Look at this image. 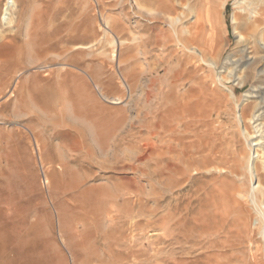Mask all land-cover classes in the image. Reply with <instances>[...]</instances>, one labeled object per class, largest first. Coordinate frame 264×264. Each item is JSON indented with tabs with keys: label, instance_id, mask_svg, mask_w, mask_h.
Segmentation results:
<instances>
[{
	"label": "rangeland",
	"instance_id": "1",
	"mask_svg": "<svg viewBox=\"0 0 264 264\" xmlns=\"http://www.w3.org/2000/svg\"><path fill=\"white\" fill-rule=\"evenodd\" d=\"M7 1L0 264H264L248 170H212L246 168L261 138L252 153L264 162V49L232 25L240 6L247 33L264 0H225L216 68L165 39L150 0H15L6 24ZM132 33L146 55L111 45Z\"/></svg>",
	"mask_w": 264,
	"mask_h": 264
},
{
	"label": "bare ground",
	"instance_id": "2",
	"mask_svg": "<svg viewBox=\"0 0 264 264\" xmlns=\"http://www.w3.org/2000/svg\"><path fill=\"white\" fill-rule=\"evenodd\" d=\"M134 1L138 9L142 10V8H144L141 3L142 0H134ZM150 1H152L153 4L157 5V9L146 10L145 12L147 15H149L150 22L155 21L157 23L161 21L168 24V30H166L165 33L163 34L165 39H167L171 43H176L177 45L181 46L182 50L188 53L186 54V56L189 58V60L190 59L197 60L201 63L203 62L204 64L209 65L212 68H216L217 58H215L213 54L215 53L217 47L219 46L220 32L219 33L217 32V28L215 27V25H216V21L220 19L221 16L222 11L220 12V9L224 8L226 1L225 0H221V1L150 0ZM5 6H6L5 17H7L5 18L7 22L6 24H10L12 21V19L10 18L12 16L11 11L15 6V0H8ZM244 12H246V10L238 6L237 10L234 12L232 17L233 30L238 38V42L240 44L247 45L251 43V39H253V37L257 36L258 37L257 41H259L260 44L259 48L264 49V18H263L264 11L263 13L258 12L257 14L260 15L261 18H257L259 17L257 16L254 22L251 23L249 22V24H245L243 26L246 29L247 33L241 30L242 26L240 25V19L242 16L241 14H243ZM105 22L107 28L104 31V34L106 35V39H107L108 36L111 35L110 33L114 32V29H112L113 25L111 27L112 22L110 23L109 18H106ZM153 26L155 25L154 24L146 25V27L148 28H152ZM130 42L133 43L134 46L138 47L142 52V54L144 55L147 54V51L144 47V39L140 33H132V39L130 40L121 39L120 43L116 41L114 38L110 41L111 45H113L114 47L119 45L124 47ZM100 43H102V41H100ZM217 76H218L217 82L223 85L224 87H226V84H224L225 78L220 74H217ZM234 96H235L234 93L231 92L230 98H234ZM241 111L242 110L239 111V121L242 125V129H241V131L243 132L242 135L249 142V138H252V134L249 132L248 128L245 125L244 117ZM261 139L259 141L256 140L255 142L253 140L251 141L252 143L250 144V156L248 158V161L246 162L247 163L246 168L240 167L239 165L238 166L234 165V167L230 168L229 170H225L224 168L221 169V167H214L212 169L215 171H219L218 173H225V174L229 171L230 174L236 175L237 177H240L242 175L240 170H242L243 168L247 169L250 174V179H249L250 183L253 185L251 189L252 193L250 197L253 206L257 210H259L258 212L260 213V215L263 214L262 206L264 207V175L261 174V172L264 171V162H262V165H260L261 167L259 166L260 168H258V166L256 165L257 162L256 159L260 157L259 150H255L254 153H252V151L254 147L261 145L260 143ZM208 171L210 170L208 169ZM239 197L241 199H245V197L248 198L247 195H243V194L239 195ZM247 200L249 203H251L249 198ZM252 241H254L255 243L257 240L255 241L252 239ZM259 244H261L262 247L261 249H258L260 251L259 253L257 252L256 254H258V256H260V259L263 260L261 255L264 254V231L262 233V237Z\"/></svg>",
	"mask_w": 264,
	"mask_h": 264
}]
</instances>
